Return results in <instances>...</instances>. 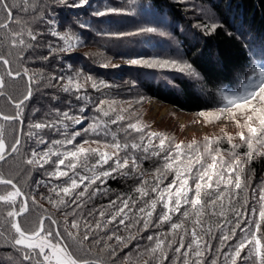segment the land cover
<instances>
[{"label":"snow or ice","instance_id":"1","mask_svg":"<svg viewBox=\"0 0 264 264\" xmlns=\"http://www.w3.org/2000/svg\"><path fill=\"white\" fill-rule=\"evenodd\" d=\"M58 2L65 6L69 5V0H58ZM87 3L88 0H78V2L74 0L71 6L83 7ZM13 8L14 6L9 5L8 0H0V13H3L8 21V23L0 22V30L10 28ZM119 14H122V10L115 7H107L93 13L95 16ZM53 23L51 19L47 21L49 34L63 40L68 47L57 49L50 43L48 45L50 55L56 51L70 50L74 39L73 36L60 35L57 31L51 30ZM80 27L86 28L88 25L81 24ZM215 27L216 25H212L213 29ZM205 30H208L207 26ZM157 31V28L146 27L138 29L135 33H120L119 35H139ZM41 35L43 33L28 32L31 41H38ZM160 35H167V33L161 31ZM10 38L9 48H15L17 41L21 45L25 43L19 34L13 33ZM75 39L79 42L78 37ZM128 63L149 68H170L196 75L192 66L187 62L134 58ZM104 66L108 67L107 64ZM112 67H119V65H112ZM0 68L3 69V74H0V97H7L6 102L15 109L14 114L0 111V162L6 164L10 159L22 156L21 163L25 166V171L28 166L33 170H39L45 169L46 165H54L52 171L45 170L48 179L38 180L36 185L37 188L41 185L48 188V196L42 198H46L53 207L57 209L63 207L66 210L63 222L49 215L42 216L38 225L27 227L21 218L29 213L30 204H37L36 198L33 195L30 201L29 196L22 191L17 182L0 170V186L6 189L0 193V204L6 210H0V216L6 217L4 223L0 224V236H5L7 233L6 240L18 252H23L21 264L25 262L26 264H104L105 255L118 258L117 248L121 245L127 248L133 241L137 242L138 254L147 256L144 264H169L171 255L175 256L174 264H208L213 244L211 239L204 237L214 239L217 232L221 233L220 243L216 248V257L211 260V264H239L241 260L247 261L253 258L258 260V264H264V188L259 190V219L256 218L255 207L251 208L252 217L249 218L247 216L248 197L245 196L241 203V193L246 192L250 187L251 178L244 177L245 169L241 168L244 161L240 158H236L227 166L229 179L225 183L224 190L220 191L219 186L224 179L225 169L221 168L219 172L214 171L211 174L209 170L217 169L218 163L227 164L228 162L224 161L223 157L218 159L217 156H212L213 162L205 167L202 156L193 157L191 149L194 145L188 146V152H185L181 144H176L173 150L170 146L166 147L165 139H159V150H155L157 146L153 144V141L159 138L158 134L151 132L145 136V130L138 127L136 123H127L125 127L123 112L116 114L111 104L103 99L98 104L95 103L85 87L89 81L91 87L97 91L109 85L103 81L98 84L91 76H83L80 72L70 74L67 78L60 74L53 79L59 81L63 92L73 94L76 101L83 102V106L77 110L70 105L69 109L63 112L56 109L48 114L53 116L52 119L29 124L27 133L22 130L19 134L14 133V142L9 143L5 139V125L15 126L18 123L23 125L24 105L33 94L34 75H30L27 68L23 71L14 69L12 60L3 53H0ZM258 75L259 83L252 91L228 100V103L236 109L251 113L243 125L247 134L243 131L239 133L241 141L249 148V152L246 153L249 164L254 154L264 155V152L256 151L257 146H264V107L256 106L257 104L264 105V70H261ZM82 76L84 83L80 82ZM25 77H27V94L19 100L8 95L6 91L8 81L23 80ZM65 79L67 83L64 82ZM50 86L56 87L57 85ZM238 100L240 102H237ZM106 104H108L109 111L105 110ZM89 109H92L94 113L91 117L92 122L83 127L89 120L86 115ZM113 115L115 119H112ZM256 121H258V126H254ZM113 126L120 127V130L126 134V140L131 139L130 133L132 132L139 134V142L122 144L118 133L112 132ZM78 128L82 130H77ZM45 130L62 135L63 138L49 142L44 135ZM86 135L95 136L92 141L97 145L95 148L85 147L84 145L89 143L87 140L79 146L76 144L77 138ZM109 136L112 137V142H109ZM22 138L41 147H33L30 153L22 154ZM145 140L147 144L144 143ZM45 145H47L46 148ZM102 146L104 150H101ZM53 149H62V151ZM141 150L145 160L149 158L150 152L154 156L163 155L165 160L163 171L165 173L175 171L176 173L172 182L164 187L167 177L160 169H157L151 181L141 180V185L134 190L138 193L137 197L131 195L117 197L108 205L92 208L87 212L88 218H85L84 212L87 205L95 197L106 194L107 190L104 186L110 178L129 174L143 176L136 156V153ZM206 152H209V149H206ZM186 156L188 165L181 170L178 166L184 165ZM93 160L95 162L91 163ZM214 176H219V180L214 179ZM233 176L234 181L231 179ZM196 177L198 181L192 189L189 186V178ZM62 178H67V180L62 184L52 183L53 179L60 181ZM205 182H207L206 186ZM149 183L153 185L150 189L147 188ZM212 184H216L215 189L212 188ZM233 184L234 187H232ZM153 194H156L154 198ZM165 195H167V200ZM225 198L229 201L227 205L224 203ZM251 198H256L255 192L251 193ZM237 204L240 206L236 207ZM161 206L162 209L157 218V209ZM69 208L71 211H67ZM97 212L99 213L98 218H96ZM231 214L236 217L234 226H232V220L228 218ZM242 215L243 220H241ZM212 216H217L218 220L224 219L216 223L213 228L210 223ZM174 217L180 218V222H176ZM46 221H49L47 226ZM141 223L142 227H140ZM253 224L255 230L252 228ZM165 225L169 226L168 231H156L155 234L148 235L149 246L140 252L139 243L143 239V233L152 229H161ZM81 228L83 229L82 236ZM121 228L125 231L135 228L136 232L125 238L120 234ZM109 232L112 234L108 235ZM238 232L242 234V238L235 243H230ZM103 236H107V239ZM90 240L94 243L90 247H85ZM113 240L115 244L112 243ZM67 241L72 243H67ZM73 245L77 246L80 254L73 250ZM91 247L99 250V254L94 258H88L92 256ZM244 251L248 252L247 257L242 256Z\"/></svg>","mask_w":264,"mask_h":264},{"label":"trees","instance_id":"2","mask_svg":"<svg viewBox=\"0 0 264 264\" xmlns=\"http://www.w3.org/2000/svg\"><path fill=\"white\" fill-rule=\"evenodd\" d=\"M188 0H88V3L83 7H73L71 3L74 0H69V5L65 6L58 2V0H8L9 5L14 6L12 12V21L10 28L7 30H0V53L8 56L12 60L14 69L23 71L28 69L30 75H34V82L32 84L33 94L31 98L25 102L24 105V122L23 125L19 123L15 126L5 125V139L7 142H14V133L18 134L19 128L24 133L29 131V124L34 122H41L52 119L53 116L48 115L59 109L61 112L68 110L70 105L78 110L83 106V102L75 100L73 94L65 93L59 85L57 79L58 75L63 74L65 78L68 75H74L77 72L83 73V76H91L98 84L103 81L109 85L106 88H100L99 91L91 87V82L85 85L87 93L93 98L95 103L100 100H105L108 104L113 105V102L122 98L126 89L130 87L129 83H133V87L140 89L145 95V98L156 100L162 104L171 106L177 111L184 113H199L203 110L209 109H225L233 107L228 103V100L233 97L245 95L252 91L259 83V72L264 70V0H190L192 2L203 5L210 13H213L218 22L215 29L207 27L198 30L193 23L194 19L188 18L185 14L183 5ZM78 2V0H75ZM137 8H133L135 5ZM107 7H115L122 10L119 15L95 16L93 13L97 10H104ZM128 7V8H127ZM27 9V11H25ZM135 9V10H134ZM133 12L134 18L137 22L143 20L142 28L153 27L157 28V32L150 34L151 47L144 51L143 54H154L155 51L159 53H179L182 52L183 58L188 64L192 66L193 71L197 75V79H192L184 74H168V80H159L152 75H157L158 70H152L151 74H146L137 66L119 65V67H112L108 65L105 67L103 58L108 60H124L129 61L134 59L138 54L143 55L136 49L137 44L125 47L120 44V39L116 37L117 34L126 33L128 23L131 18L128 13ZM128 19H123V18ZM51 19L54 23L51 30L57 31L60 35H70L74 39L72 47L68 51H56L50 55L48 45L51 43L55 48H66L68 45L57 37L51 36L47 21ZM131 19V20H130ZM0 22L8 23L7 18L3 13H0ZM81 24H86L88 27L81 28ZM139 25V24H138ZM207 26V25H206ZM205 26V27H206ZM125 29V30H124ZM43 33L39 36L38 41H31L28 32ZM131 31V30H129ZM165 32L167 35H160V32ZM19 34L24 40L21 45L17 41L15 48H9L11 43V34ZM7 36V38H5ZM78 37L79 42H76ZM116 46V47H115ZM175 46V47H174ZM164 49V50H161ZM47 57V59H45ZM102 61V62H101ZM0 74H3V69L0 68ZM83 76L80 82L84 83ZM251 77V79H250ZM67 83V79L64 81ZM57 85L52 87L50 85ZM8 95L14 99H22L27 94V77L23 80L8 81L6 89ZM121 97V98H120ZM126 97V96H125ZM227 97V98H226ZM7 97H0V111L4 113L14 114L15 109L6 102ZM237 102H240L239 100ZM108 104L105 105V110L109 111ZM113 108V106H112ZM91 123V117L94 115L93 110L89 109L87 114ZM115 119V115L112 116ZM125 120L124 126L126 127ZM77 130H82L78 128ZM112 132L118 133L120 142L132 143L139 142V134L130 133L131 139H125L126 134L120 130V127L113 126ZM44 135L49 142L55 139H62V135H56L45 130ZM146 136V135H145ZM95 136L86 135L82 138H77L76 144L79 146L85 140L89 141L85 147L95 148L97 145L92 143ZM103 140V138H101ZM109 142H112V137L109 136ZM147 144V140L144 141ZM155 150H159L158 143ZM219 149L230 152V145L226 142H219ZM170 146L175 149V146L166 143V147ZM241 144L238 148L237 156H243L242 153H248L245 146ZM33 147L40 148V145L32 141L22 138V154L30 153ZM45 148L47 145L44 146ZM54 151L62 149H53ZM103 149V146L101 148ZM111 151V149H108ZM185 150V149H184ZM197 150V149H195ZM194 148L191 149L193 157L196 156ZM201 150V149H200ZM189 150H185L188 152ZM216 150H213L215 152ZM256 151H258L256 149ZM199 153V150H198ZM228 154V153H227ZM147 160L143 159V151H138L136 156L139 160L140 170L143 172L142 177L135 174L126 176H117L114 179H109L104 186L106 194L99 195L87 205L84 212V217H87V212L92 208H101L108 205L111 200L117 199L120 196L137 197L135 189L141 185V180L151 181L157 169H160L162 174L167 177L164 182V187L171 183L175 178V171L164 172L165 160L163 155L154 156L151 152L148 154ZM222 155H225L223 152ZM203 157V156H202ZM244 157V156H243ZM22 156H17L10 159L6 164L0 162V170L5 175L11 176L24 191L31 201L34 195L37 201L36 205L30 204L29 213L21 219L25 222L27 227L38 225L42 216H52L54 219L63 222L65 219V209L63 207L57 209L53 207L46 198L48 196V188L41 185L37 188L36 181L48 177L45 175L46 171H52L54 165H46L45 169L33 170L28 166L25 171V166L21 163ZM205 155L203 157V160ZM53 159H55L53 157ZM247 159V156H246ZM188 160L187 156L184 161ZM95 161H91L94 163ZM205 164V162H204ZM231 164V162L229 163ZM218 165V168L224 167V179L221 181L219 190L223 191L225 183L229 179L226 171L227 166ZM188 163L180 167L183 170ZM207 165L205 164V167ZM223 168V169H224ZM221 168L218 170V172ZM245 178H251L250 187L246 192L241 193V203L245 196L248 197V212L247 216L252 217L251 208H256V218L259 219V195L257 194L258 186L264 178V155H253L252 162L247 164L246 172L243 173ZM197 178V177H196ZM196 178H189L190 185ZM219 180V176L214 177ZM234 181L235 177H231ZM67 178H62L60 181L53 179L52 183H63ZM207 182H205L206 186ZM153 185L149 183L147 188L150 189ZM4 186H0L3 188ZM234 187V184L232 185ZM194 189V187H190ZM212 188H216V184H212ZM255 192L256 198H251V193ZM156 194H153V198ZM194 195V193H193ZM53 198H55L53 194ZM167 200V195H165ZM225 205L229 203L227 198L224 200ZM142 206V205H141ZM240 205L237 204L236 207ZM162 206L157 209L158 214ZM0 210L6 211L2 204ZM71 211V208L67 209ZM218 211V209H217ZM211 212V209H209ZM99 213H96V218ZM230 218L235 225L236 217L231 214ZM5 216H0V224L5 221ZM224 218L218 220L217 216H212L210 223L213 228L216 223L221 222ZM176 222H180V218L174 217ZM243 220V215L241 216ZM46 226L49 221H46ZM135 224V221H133ZM142 223L140 227H142ZM190 227V226H189ZM247 227V225H245ZM169 226L165 225L161 229H152L143 233V239L139 243L140 252H143L149 246L147 236L155 234L156 231L166 232ZM255 230V225H252ZM136 229L125 231L120 229V234L127 238L135 234ZM112 233L109 232L108 235ZM0 236V264H21L23 260V252H18L10 242L6 240V236ZM83 229L81 228V236ZM221 233L217 232L216 237H204L211 239L213 249L208 258V264L216 257V248L219 247V236ZM100 238V237H97ZM107 239V236H103ZM242 238L240 232L234 237L230 243H235ZM67 243H72L67 241ZM94 242L88 241L85 247H90ZM113 244L116 242L113 240ZM103 245H101L102 247ZM73 250L79 253L76 245H73ZM94 258L99 254L96 247L90 248ZM227 250L226 248L224 249ZM244 251L242 254H247ZM118 258H111L108 255L104 256V264H144L146 255L141 256L137 252V242L133 241L127 248L121 245L117 248ZM11 257V260H9ZM243 261V260H241ZM175 256L171 255L169 264H174ZM258 263L255 258L247 260L246 263ZM26 264V262H25ZM240 264V262H239Z\"/></svg>","mask_w":264,"mask_h":264},{"label":"rangeland","instance_id":"3","mask_svg":"<svg viewBox=\"0 0 264 264\" xmlns=\"http://www.w3.org/2000/svg\"><path fill=\"white\" fill-rule=\"evenodd\" d=\"M139 4L135 5L133 8H137ZM128 8V7H127ZM185 10V14L188 18L194 19L193 23L197 26L198 30L205 29L207 25L208 29L212 28V25H216L218 22L217 17L210 13L203 5L192 2L188 0L185 5H183ZM135 10V9H134ZM131 18L130 23H128L126 29L128 31L126 33H135L138 29L142 28L140 25L145 26V22L141 20L140 22L136 21L134 18L133 12L130 11L128 13ZM128 19V18H123ZM139 24V25H138ZM125 30V29H124ZM131 30V31H129ZM117 38L120 39V44L125 47L133 46L135 43L137 44L136 49L140 51L142 54L148 48L151 47V40L149 33H142L139 35H116ZM116 47V46H115ZM175 47V46H174ZM164 50V49H161ZM179 53H159L156 52L154 54H138L134 58L141 59H161V60H175L179 63H184L186 60L183 58L182 52ZM181 54V55H180ZM104 61L102 63L107 65H129L133 66L124 60H108L105 61L106 58H103ZM141 68L146 74H151L152 70H158L157 75H152L156 79L159 80H168V74H184L192 79H197V75H192L188 73H182L176 70H172L170 68L161 69L159 67L149 68L146 66L134 65ZM173 76V74L171 75ZM130 87H128L122 95L121 99L113 102V108L116 110V114H121L125 116V120L127 123H136L138 127L143 128L144 135L148 133L155 132L158 134V139L153 141V144L158 143L159 139H165L166 143L175 146L176 144H181L185 150H189V145H194V150L196 156H203L205 158L203 162L206 165L211 164L212 156L223 157L224 161H227L229 164L236 158H240L244 163L241 165V168H244L246 172L247 167V159L246 152H243L244 156H237L238 148H240L241 144H243L245 150L248 149L246 143L242 142L239 136L240 132H245L247 134V130L243 125L247 121L248 115L251 113L246 111H240L236 109L234 106L225 109H209L203 110L199 113H184L181 111H177L173 109L171 106L162 104L156 100L145 98L144 94L140 89L133 87V83H129ZM126 96V97H125ZM259 107H264V105L257 104ZM203 113V115H202ZM254 126H258V121L254 122ZM219 142H226L230 145V152L223 151L219 145H215ZM237 145L238 147H233ZM201 149V150H200ZM206 149H209V152H206ZM257 152H264V146H257ZM199 150V153H198ZM213 150H216L213 152ZM225 152V155H222ZM228 153V154H227ZM188 163V160L184 161V165ZM222 165V166H226ZM218 165H221L218 163ZM212 170L210 169V174L214 171L218 172L220 167ZM183 166V165H182ZM225 169V168H224ZM216 177V176H214ZM198 181V177L195 181L191 183L190 187L195 188V184ZM258 186L257 194L259 195V190L264 188V178H262L261 184H256ZM6 189L0 188V193H3ZM3 206V205H2ZM242 256L247 257L248 253L242 254ZM247 261H240V264H249ZM258 262V260H257ZM255 264H258L255 262Z\"/></svg>","mask_w":264,"mask_h":264},{"label":"water","instance_id":"4","mask_svg":"<svg viewBox=\"0 0 264 264\" xmlns=\"http://www.w3.org/2000/svg\"><path fill=\"white\" fill-rule=\"evenodd\" d=\"M19 132H20V128H19L18 134H19Z\"/></svg>","mask_w":264,"mask_h":264}]
</instances>
